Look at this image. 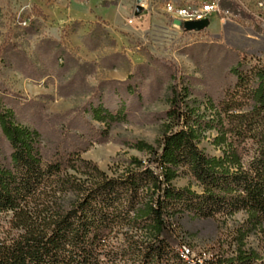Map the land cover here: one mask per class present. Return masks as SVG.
<instances>
[{"label":"trees","instance_id":"1","mask_svg":"<svg viewBox=\"0 0 264 264\" xmlns=\"http://www.w3.org/2000/svg\"><path fill=\"white\" fill-rule=\"evenodd\" d=\"M230 73L203 111L172 84L159 135L128 143L144 157L108 170L71 142L45 156L39 132L0 104L8 147L0 154V264H264V60L239 57ZM88 112L106 126L123 116L100 102ZM207 132L219 154L200 146ZM178 177L197 189L177 187ZM237 213L243 218L220 231L209 257L192 255L184 218L224 222Z\"/></svg>","mask_w":264,"mask_h":264},{"label":"rangeland","instance_id":"2","mask_svg":"<svg viewBox=\"0 0 264 264\" xmlns=\"http://www.w3.org/2000/svg\"><path fill=\"white\" fill-rule=\"evenodd\" d=\"M207 1L228 14L209 13L200 31L179 28L164 11L166 2ZM141 4L135 16L136 0H0V104L12 109L16 122L39 132L45 156L66 141L84 148L81 156L104 170L120 159L143 158L128 143L159 135L172 84L203 111L206 100H219L233 81L230 68L239 57L264 60V0ZM99 102L112 113L122 107L123 116L108 126L95 121L88 108ZM206 135L200 146L219 154ZM7 153L0 134V154ZM174 184L197 189L187 177ZM242 218H184L192 255L209 257L204 252L220 231ZM247 240L256 245L253 236Z\"/></svg>","mask_w":264,"mask_h":264},{"label":"built area","instance_id":"3","mask_svg":"<svg viewBox=\"0 0 264 264\" xmlns=\"http://www.w3.org/2000/svg\"><path fill=\"white\" fill-rule=\"evenodd\" d=\"M164 11L168 13L172 19H179L181 21H194L207 18L209 13H223L228 14V10H220L218 3L215 1H207L201 5H176L172 2L164 3ZM132 22V18L127 20ZM25 23V21H24ZM187 252L186 249H184Z\"/></svg>","mask_w":264,"mask_h":264},{"label":"water","instance_id":"4","mask_svg":"<svg viewBox=\"0 0 264 264\" xmlns=\"http://www.w3.org/2000/svg\"><path fill=\"white\" fill-rule=\"evenodd\" d=\"M142 0H136V5L134 8V15L138 16L143 11V6L141 4ZM172 23L177 25L179 28H183L186 31H200L208 26L209 19L203 18L194 21H181L179 19H173Z\"/></svg>","mask_w":264,"mask_h":264},{"label":"crops","instance_id":"5","mask_svg":"<svg viewBox=\"0 0 264 264\" xmlns=\"http://www.w3.org/2000/svg\"><path fill=\"white\" fill-rule=\"evenodd\" d=\"M90 15H91V14H90V13H88V16H86L85 18H88V19H89V18H90Z\"/></svg>","mask_w":264,"mask_h":264},{"label":"bare ground","instance_id":"6","mask_svg":"<svg viewBox=\"0 0 264 264\" xmlns=\"http://www.w3.org/2000/svg\"><path fill=\"white\" fill-rule=\"evenodd\" d=\"M184 249H185V247H184Z\"/></svg>","mask_w":264,"mask_h":264}]
</instances>
